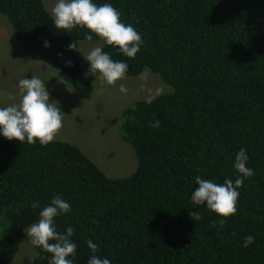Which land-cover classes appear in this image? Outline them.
<instances>
[{
  "label": "trees",
  "instance_id": "obj_1",
  "mask_svg": "<svg viewBox=\"0 0 264 264\" xmlns=\"http://www.w3.org/2000/svg\"><path fill=\"white\" fill-rule=\"evenodd\" d=\"M93 2L112 4L142 36L135 58L87 28L57 29L43 0H0V13L24 54L59 69L82 97L94 91L78 44L88 35L103 41L114 61L128 64L126 75L148 67L174 91L124 111L123 136L138 159L128 176L109 177L68 141L45 146L0 135V264H11L25 229L56 195L72 208L56 226L62 233L74 229V264H88L89 240L111 264H264V0ZM73 42L77 51L68 49ZM156 120L160 127H151ZM242 148L254 175L238 189L236 215L194 205L195 177L235 181ZM189 210L202 219L193 221ZM249 235L255 242L244 247ZM33 247L30 264H49L52 254Z\"/></svg>",
  "mask_w": 264,
  "mask_h": 264
},
{
  "label": "clouds",
  "instance_id": "obj_2",
  "mask_svg": "<svg viewBox=\"0 0 264 264\" xmlns=\"http://www.w3.org/2000/svg\"><path fill=\"white\" fill-rule=\"evenodd\" d=\"M51 11L57 29L70 33L77 26L87 28L101 37L107 45L116 46L129 58H135L144 43L135 27L122 22L121 12L110 3L97 5L93 0H57ZM87 39L91 41L92 36L88 35ZM45 46L50 45L45 42ZM68 49L77 51V43L69 44ZM82 56L90 63L86 76L95 75L112 86L126 78L128 64L124 61H114L101 47H93ZM66 66H71V61H68ZM19 89L21 93L19 104L0 108V135L20 143L27 141L34 144L39 141L45 146L52 143L63 127L65 114L58 106L59 102L50 99L46 84L36 75L30 79H21ZM119 90L124 94L128 91L123 84L119 85ZM160 94L162 89H156L149 95L147 103H152L155 96ZM149 123L151 127H160L159 120ZM248 159L246 149L242 148L236 154L234 168L239 177L235 181L226 178L222 184H218L211 179L196 176L195 182L198 187L192 193V203L196 206L206 205L209 210L221 217L236 215L240 197L238 189L243 186L244 179L254 175V170L247 166ZM32 207L34 209L39 207V202H33ZM71 211L70 203L56 195L40 211L38 222L33 223L26 231L32 245L52 254L49 264H74L77 253V245L72 240L74 229L69 227L62 233L56 226V218ZM189 217L195 222L202 219L199 211L189 210ZM224 224L225 220L221 219L219 227L223 228ZM211 226L216 227V222ZM254 242L255 237L249 235L245 237L243 246L248 247ZM87 246L93 253L88 264H111L108 258L96 255L99 249L91 240L87 241Z\"/></svg>",
  "mask_w": 264,
  "mask_h": 264
},
{
  "label": "rangeland",
  "instance_id": "obj_3",
  "mask_svg": "<svg viewBox=\"0 0 264 264\" xmlns=\"http://www.w3.org/2000/svg\"><path fill=\"white\" fill-rule=\"evenodd\" d=\"M43 1L52 14L57 0ZM78 44L82 55L93 47H101L103 41L79 40ZM81 65L85 77L94 87L90 98L77 94L59 69L44 60L27 57L15 36L13 25L0 13V108L19 104V81L36 75L46 84L50 99L58 101L65 114L56 140L77 145L109 177L128 176L136 170L138 159L133 145L123 136L124 111L139 100H147L156 89H162V94H167L173 92L174 87L148 67L139 75H126L125 79L112 86L95 75L86 76L90 63L83 56ZM120 84L127 88V94L120 92ZM31 225L25 229L11 264H30L33 259L34 247L26 234ZM0 240L5 246L1 236Z\"/></svg>",
  "mask_w": 264,
  "mask_h": 264
}]
</instances>
